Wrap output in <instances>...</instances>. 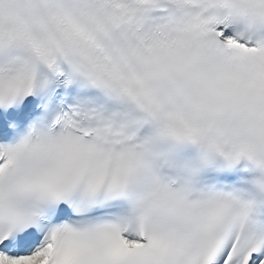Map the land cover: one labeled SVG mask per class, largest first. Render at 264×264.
I'll list each match as a JSON object with an SVG mask.
<instances>
[{
	"label": "snow or ice",
	"instance_id": "snow-or-ice-1",
	"mask_svg": "<svg viewBox=\"0 0 264 264\" xmlns=\"http://www.w3.org/2000/svg\"><path fill=\"white\" fill-rule=\"evenodd\" d=\"M0 264H264V0H0Z\"/></svg>",
	"mask_w": 264,
	"mask_h": 264
}]
</instances>
